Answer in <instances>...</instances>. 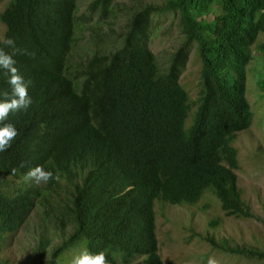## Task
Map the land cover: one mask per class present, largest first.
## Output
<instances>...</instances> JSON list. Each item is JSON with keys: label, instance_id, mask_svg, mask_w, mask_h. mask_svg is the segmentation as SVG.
I'll list each match as a JSON object with an SVG mask.
<instances>
[{"label": "trees", "instance_id": "16d2710c", "mask_svg": "<svg viewBox=\"0 0 264 264\" xmlns=\"http://www.w3.org/2000/svg\"><path fill=\"white\" fill-rule=\"evenodd\" d=\"M124 5L92 0L89 13L79 16V0H12L0 15L5 39L12 36L25 49L17 66L33 98L4 121L18 135L0 152V253L6 237L22 232L33 264H69L65 255L81 249L105 252L108 264L137 257L166 264L156 233L158 204L198 205L210 193L227 217H255L238 184L232 142L253 123L247 69L254 46L264 59V0ZM121 13L129 18L126 31L113 36L102 25ZM168 13L178 20L179 40L165 65L151 36L155 18ZM97 14L98 26L82 27ZM95 36L114 37V48L89 53L83 46L72 59L79 40ZM193 53L201 62L197 99L181 83ZM5 78L0 69V99L9 90ZM260 83L263 91L264 78ZM38 164L53 178H26ZM202 239L264 260L259 248Z\"/></svg>", "mask_w": 264, "mask_h": 264}, {"label": "rangeland", "instance_id": "374dc122", "mask_svg": "<svg viewBox=\"0 0 264 264\" xmlns=\"http://www.w3.org/2000/svg\"><path fill=\"white\" fill-rule=\"evenodd\" d=\"M11 1H0V13ZM79 1V16L88 14V6L92 0ZM139 1L155 5H163L166 2V0ZM119 3L125 4L124 6L129 8L136 3V0H119ZM98 19V14L94 15L93 19L85 22L82 27L98 26L96 23ZM128 19V15L118 14V18L106 20L112 22V25H102V28L106 31L113 28V36L120 35L126 31L125 24ZM209 19L210 17H208ZM153 28L152 50L160 63L166 65L173 46L178 45V20L173 14L160 15L155 18ZM3 32H5V28L0 25V37ZM90 33L91 31H78L79 35L87 36ZM110 37L114 39V37ZM110 37H106V41H101L96 36L91 40L88 37L79 40L72 59H78L76 56L81 52L83 46L89 53L95 52L99 48L102 50L103 48H114V42L110 40ZM260 41H264V35L260 37ZM91 42L93 44H90ZM252 49L253 59L247 69L246 94L252 106L253 123L250 128L238 134L232 145L238 151L240 169L237 174L242 197L250 206L255 217H227L219 208L216 197L210 193H207V196L198 205L171 206L167 204L162 207V204H158L156 206V233L159 254L166 264H207L209 257L216 258L219 264H264V260L259 258H247L215 249L211 243L202 239L214 236L216 241L227 239L230 247L247 245L264 250V90L262 91L260 83L264 78V59L255 46ZM200 70L201 62L197 54L193 53L181 80L183 87L189 91L193 99L198 98L200 90ZM192 119L193 116L190 115L187 122L191 123ZM206 205L208 207L204 208ZM216 217L221 218L219 223L210 226V222ZM5 242L4 250L0 253L1 264H33V255L30 254L32 250L27 248L30 239L26 234L18 232L9 235ZM82 250L70 251L69 255H65L67 262L70 264L74 256ZM142 263V258L137 257L132 264Z\"/></svg>", "mask_w": 264, "mask_h": 264}, {"label": "clouds", "instance_id": "9594fccd", "mask_svg": "<svg viewBox=\"0 0 264 264\" xmlns=\"http://www.w3.org/2000/svg\"><path fill=\"white\" fill-rule=\"evenodd\" d=\"M1 1V0H0ZM7 6H5L4 11ZM3 11V12H4ZM1 12L0 15L3 13ZM0 25L5 28L0 43L13 46V51H6L0 47V69H3L6 78L5 84L8 86V91L3 99H0V152L5 151L11 147V142L18 135V129L13 123H5L4 121L11 112H17L21 109L27 110L33 103V98L29 93L30 81L25 78L22 69H20L17 61V53H22L25 49L17 46L16 40L12 36L5 39L7 26L2 21L0 16ZM46 126V124H44ZM15 171V169H13ZM26 178L35 180L36 183L41 181H48L53 178V172L47 170L43 165H36L30 168L25 174ZM59 179V176L55 177ZM71 264H108L105 252H92L87 249L82 250L79 254L74 256ZM207 264H219L214 257H209Z\"/></svg>", "mask_w": 264, "mask_h": 264}]
</instances>
